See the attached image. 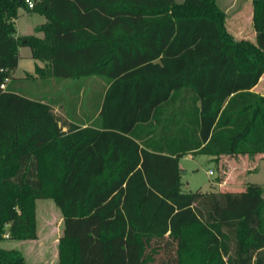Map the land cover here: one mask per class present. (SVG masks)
Instances as JSON below:
<instances>
[{"label":"trees","instance_id":"obj_1","mask_svg":"<svg viewBox=\"0 0 264 264\" xmlns=\"http://www.w3.org/2000/svg\"><path fill=\"white\" fill-rule=\"evenodd\" d=\"M33 1L0 0V240L37 239L45 198L63 218L54 264H264V186L183 191L179 160L264 158V0L254 41L217 0ZM21 8L44 37L16 34ZM22 46L44 63L19 78L35 91L9 86ZM48 82L75 91L73 122ZM0 264L40 263L0 247Z\"/></svg>","mask_w":264,"mask_h":264},{"label":"rangeland","instance_id":"obj_2","mask_svg":"<svg viewBox=\"0 0 264 264\" xmlns=\"http://www.w3.org/2000/svg\"><path fill=\"white\" fill-rule=\"evenodd\" d=\"M181 2L182 0H177ZM234 0H218L219 7L224 11L228 21H226V28L233 32L237 39H248L250 41L255 40V30H253L252 16L250 15L249 9H251L250 0H236V5L228 8L230 4H233ZM240 10L239 12H237ZM239 15L240 22L234 27L233 19ZM45 17L36 13L28 14L24 9H20L18 12L19 33L21 34H33L32 25L36 24ZM16 26V21H15ZM17 28V27H16ZM39 36V34H36ZM29 48L22 46L19 48L20 56L22 58V66L29 70L31 68L30 61L25 58V54H28ZM261 81V82H260ZM259 81L258 91L264 93V74ZM25 87L37 89L39 82L33 80L23 81ZM38 83V84H37ZM47 83H43L45 85ZM257 84V85H258ZM60 91L63 96L65 95L69 100L75 99V91L72 93L69 91ZM208 156L202 154H195L184 156L180 158L181 167V188L183 191H194L201 189L202 191H216L218 187L214 185V180L218 179L219 168L216 163L208 160ZM211 169L212 173L209 174L208 170ZM239 179V184L244 181V184L255 183L264 186V159L259 161L256 166V170L245 173ZM245 186V185H244ZM238 191L241 188H237ZM236 190V191H237ZM264 195V193H263ZM36 219H37V239L35 240H13L6 238L0 240V247L2 248H15L20 250L25 256L26 260L32 263L40 264H54L57 259L58 241L62 234V214L59 208L56 206L51 199H38L36 200Z\"/></svg>","mask_w":264,"mask_h":264},{"label":"crops","instance_id":"obj_3","mask_svg":"<svg viewBox=\"0 0 264 264\" xmlns=\"http://www.w3.org/2000/svg\"><path fill=\"white\" fill-rule=\"evenodd\" d=\"M250 2H251V0H250ZM235 3H236V0H234L233 4H230L228 8H231V7L235 6L236 5ZM239 11L240 10H238L237 12H239ZM249 12H250V15L252 16V14H253V12H252V4H251V9H249ZM28 14H31V12L28 13ZM38 15H41V14H38ZM41 16H43V15H41ZM240 19L241 18H240L239 15H237L233 19L234 27H236L238 25V22H240ZM46 20L47 19L45 17V19L40 20L39 22H36V24L32 25V27H33L32 29L35 30L36 27L40 26V24L45 23ZM17 21L18 20H16V26H15V27H17L16 28V34L18 36L26 35V34H21L20 35V33H19V24L17 25ZM226 21H228V17H226ZM228 31H230V30H228ZM230 32L233 34L232 31H230ZM33 34L35 36L39 37V38L40 37H44L42 31H40V32H36L35 31V33H33ZM36 34H39V36L36 35ZM233 36H234V34H233ZM18 54L20 55L19 50H18ZM22 58H23V55L20 56V60L18 62V65H17L16 69L13 72L14 73L13 76H14L15 79L9 82L10 88L13 91H16V92H22L23 89H28V87H25V85L23 83V81L25 82L26 79L20 80L19 78L24 77L26 75V73H30L32 76H35V72H34L35 65H38V66L41 67L44 64L42 61L35 60V59H33L31 57L30 49L28 51V54H25V58L27 60H31L30 61V64H31V68L30 69H32V70H29V69L24 68L22 66V64H21L22 63L21 62ZM261 78H262V76H261ZM64 85L65 84L62 83V82H59V83L48 82L47 84L43 85V87L40 89V91L42 93H45V94H49V95L50 94H54L55 95V97H53L54 100H56V103H54V105H53V109H54L55 113L59 117H61V119L63 121H66L67 123H70V122H73V121L66 116V108H64L62 100H60V97H62L61 94H60V91H63V86ZM258 87H259V84L253 90L255 92L261 94L262 92L258 91ZM71 109H73L72 112L74 113V108L72 107ZM77 116L79 118L83 119V120H86L87 117H88L86 113H82L81 111L77 112ZM63 129L67 130V127L64 126ZM189 155H191V154H189ZM189 155H184V156H189ZM184 156H182V157H184ZM208 157H209L208 160L213 159L212 156H208ZM262 157L263 156H255L254 158H250L247 155L238 156V157H231V156H227L226 155V156L219 157L218 160H211L214 163H216L217 168H219V174L217 175V177L222 178L221 180H217L216 179V180L213 181L214 185H216V187H218V190H216V191H219V190L236 191L237 188H241V190H242L244 188L245 184H244V181L242 180L241 181V185H240L239 184V179L240 178L242 179L243 178L242 176L245 175V173H248L250 171L256 170L257 163L264 159Z\"/></svg>","mask_w":264,"mask_h":264},{"label":"built area","instance_id":"obj_4","mask_svg":"<svg viewBox=\"0 0 264 264\" xmlns=\"http://www.w3.org/2000/svg\"><path fill=\"white\" fill-rule=\"evenodd\" d=\"M26 3L28 4V6H29L30 8H32V7H33V4H34V1H33V0H26ZM0 87H1L2 89H4V87H5V83H3ZM208 172H209V174H211V173H212V170L210 169ZM4 237L8 238V235L5 234Z\"/></svg>","mask_w":264,"mask_h":264}]
</instances>
